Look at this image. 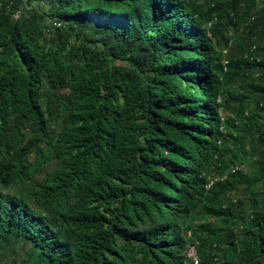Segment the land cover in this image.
Instances as JSON below:
<instances>
[{"label": "trees", "instance_id": "obj_1", "mask_svg": "<svg viewBox=\"0 0 264 264\" xmlns=\"http://www.w3.org/2000/svg\"><path fill=\"white\" fill-rule=\"evenodd\" d=\"M0 264H264V0H0Z\"/></svg>", "mask_w": 264, "mask_h": 264}, {"label": "built area", "instance_id": "obj_2", "mask_svg": "<svg viewBox=\"0 0 264 264\" xmlns=\"http://www.w3.org/2000/svg\"><path fill=\"white\" fill-rule=\"evenodd\" d=\"M190 250H191V251H189V256H190L192 259H194L195 261H197V255H196V250H195V248L192 247Z\"/></svg>", "mask_w": 264, "mask_h": 264}, {"label": "rangeland", "instance_id": "obj_3", "mask_svg": "<svg viewBox=\"0 0 264 264\" xmlns=\"http://www.w3.org/2000/svg\"><path fill=\"white\" fill-rule=\"evenodd\" d=\"M213 182H214V180H213ZM191 251V250H190ZM11 258V257H10Z\"/></svg>", "mask_w": 264, "mask_h": 264}]
</instances>
